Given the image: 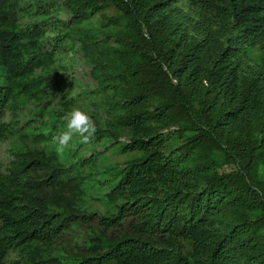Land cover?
<instances>
[{"label":"trees","instance_id":"trees-1","mask_svg":"<svg viewBox=\"0 0 264 264\" xmlns=\"http://www.w3.org/2000/svg\"><path fill=\"white\" fill-rule=\"evenodd\" d=\"M64 6L100 90L125 93L113 103V185L106 208H83L91 161L67 166L51 133L24 136L0 168V264L13 250L23 264H264V0ZM20 11L0 0V143L7 108L60 87L36 73L53 53Z\"/></svg>","mask_w":264,"mask_h":264},{"label":"rangeland","instance_id":"rangeland-1","mask_svg":"<svg viewBox=\"0 0 264 264\" xmlns=\"http://www.w3.org/2000/svg\"><path fill=\"white\" fill-rule=\"evenodd\" d=\"M65 0H20L21 11L19 25L23 29L40 27L41 46L53 53V63L48 68L38 69L37 74L51 73L60 83V87L50 91L39 99H32L7 108L4 121L9 125V135L0 143V168L7 171L14 159V151L21 145L22 138L32 133L52 134L48 142L56 148L53 137L65 130L63 115L73 107L87 111L95 120L100 136L95 133L88 144H81L79 136H74L65 150L61 161L65 165H78L82 159H89L86 173L89 174L88 194L82 200L83 208H106V193L113 185L108 167L115 163L117 149L111 135V124L116 112L113 103L122 100V89L105 93L100 90L92 75L94 63L88 57L81 43L69 34L68 21L71 13L64 6ZM185 10H188L184 6ZM95 26L97 22H93ZM104 36L99 34L96 50L101 52ZM176 128L165 130L172 133L169 139V151L179 152L181 140L174 133ZM128 142L129 138H122ZM229 168V167H226ZM264 177V169H262ZM23 254L13 250L6 258L5 264H23Z\"/></svg>","mask_w":264,"mask_h":264},{"label":"clouds","instance_id":"clouds-1","mask_svg":"<svg viewBox=\"0 0 264 264\" xmlns=\"http://www.w3.org/2000/svg\"><path fill=\"white\" fill-rule=\"evenodd\" d=\"M63 121L65 130L53 137L58 156H63L74 136H79L81 144H88L97 131L95 120L80 107H73L65 112Z\"/></svg>","mask_w":264,"mask_h":264}]
</instances>
